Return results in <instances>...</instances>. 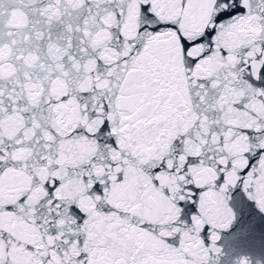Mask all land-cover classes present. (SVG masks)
<instances>
[{
    "label": "snow or ice",
    "instance_id": "snow-or-ice-1",
    "mask_svg": "<svg viewBox=\"0 0 264 264\" xmlns=\"http://www.w3.org/2000/svg\"><path fill=\"white\" fill-rule=\"evenodd\" d=\"M225 236L264 242V0H0V264H253Z\"/></svg>",
    "mask_w": 264,
    "mask_h": 264
},
{
    "label": "water",
    "instance_id": "water-1",
    "mask_svg": "<svg viewBox=\"0 0 264 264\" xmlns=\"http://www.w3.org/2000/svg\"><path fill=\"white\" fill-rule=\"evenodd\" d=\"M221 246L224 248L225 252L232 253L233 255L237 252L250 255L253 264H256L257 261H259L260 264H264V242L257 240L249 243L238 241L230 236H225L221 242Z\"/></svg>",
    "mask_w": 264,
    "mask_h": 264
}]
</instances>
